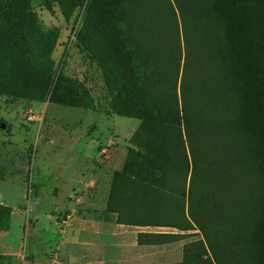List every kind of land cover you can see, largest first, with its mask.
<instances>
[{"label": "rangeland", "instance_id": "1", "mask_svg": "<svg viewBox=\"0 0 264 264\" xmlns=\"http://www.w3.org/2000/svg\"><path fill=\"white\" fill-rule=\"evenodd\" d=\"M137 1L132 6L136 29L143 27L146 12L153 13L151 23L164 35L163 40L157 41L159 63L171 50L179 52L178 104L190 110L199 135L194 138L200 146V156L196 157L198 177L192 192L205 195L217 208L206 221V230L210 231L205 238L207 256L213 264L215 255L224 257V264H247L246 260L248 264H264L262 251L257 248L256 257L254 251L244 246L245 237L252 232L251 223L245 220L253 202L247 167H260L264 158L262 136L255 127L253 104L249 101L257 75L250 64L246 69L237 68L227 54L209 56L207 67L205 31L187 14L186 37L196 47L185 45L173 0V17L163 0ZM89 3L90 0H31V10L41 28H57L58 37L50 54V81L42 99L32 98L35 87L28 83L35 81L33 77L28 83L22 79L8 81L3 86L6 92L0 91V264H65V257L77 259L87 249L96 251L99 246L108 247L113 253L114 261L109 264H119L116 258L121 255L133 257L132 264L167 263L179 260L183 242L204 240L194 223L189 235L181 240L151 247L135 246L138 230L174 229L117 225L113 221L115 213L107 209L113 173L121 169L127 149L135 148L131 134L138 120L112 112L97 58L91 54V49L98 48L97 42L88 36L102 34L96 32L92 21L99 13V3ZM104 6L103 11L108 10ZM233 10L234 23L239 26L238 40L249 50L251 40L244 26L253 19L254 12ZM209 27L215 33L223 24L214 20ZM24 36L36 54V37L28 33ZM141 59L140 55L135 57L136 62ZM42 64L44 61L40 60L38 66ZM60 79H67L81 96L80 106L51 101L50 93L61 83ZM146 82L152 95L162 93L163 87L151 71ZM105 109L110 112L106 114ZM208 141L211 144L205 145ZM211 150L215 157L209 160ZM37 195L42 198L32 211L30 206ZM254 195L259 202L261 187ZM243 220L245 226L241 231ZM230 223L239 231L231 230ZM239 232L240 243L231 244L230 239ZM217 244L222 249H216Z\"/></svg>", "mask_w": 264, "mask_h": 264}, {"label": "trees", "instance_id": "2", "mask_svg": "<svg viewBox=\"0 0 264 264\" xmlns=\"http://www.w3.org/2000/svg\"><path fill=\"white\" fill-rule=\"evenodd\" d=\"M163 1L173 17L170 0ZM103 2L90 0L93 5L99 3V13L92 17V21L96 32L99 30L102 33L88 35L97 42L99 48L91 49V54L97 58L112 112L139 120L131 134L135 148L127 149L121 169L113 173L107 209L115 213L118 223L174 229L170 232H138L137 241L144 244L156 245L181 240L189 235L192 224H197L204 240L183 242L180 259L162 264H213L205 249V238L210 235V231L206 230V221L213 217L217 208L205 195L202 197L192 192L198 177L196 157L200 156V146L194 143V138L199 135L190 117V110L178 104L176 76L179 52L177 49L171 50L159 63L156 57L157 41L160 38L163 40L164 35L159 34L157 26L151 23V15L155 16L153 13L146 12L142 19L143 27L136 29L132 6L139 1ZM30 3L31 0H0V91L6 92L3 86L8 81L22 79L28 83L29 78L33 77L35 81L28 83L35 87L32 98L40 100L49 85L52 67L50 54L57 41L58 29H42ZM173 3L182 24L185 45L196 47L195 44H189L186 37L187 14L201 26L202 32L205 31L207 67H210L208 57L213 54L231 56L235 66L240 69L251 65L257 77L252 81L253 91L249 101L253 104V119L262 136L260 145L264 150V0H173ZM104 5H107L108 10L103 11ZM233 9L254 12L253 19L244 26L245 34L251 40V50L249 44L248 50L238 40L240 32L237 22L234 23ZM214 20L220 21L223 28L212 33L209 24ZM27 33L36 37V54L24 40ZM137 55L142 56L138 62L135 61ZM40 60L44 64L39 67ZM150 71L159 86L163 87L159 95H152L148 91L146 81ZM59 81L61 83L50 93L51 101L80 106L81 96L73 90L69 81ZM81 90L87 95L84 88ZM104 112L108 114L110 111L105 109ZM214 157L211 150L209 160ZM247 169L253 202L252 207L249 206L250 209L246 211L248 215L245 220L251 223L252 232L245 237L244 246L254 251L257 257V248L264 253V158L260 167L251 165ZM260 187L262 198L258 202L254 191ZM64 213L67 214V211ZM226 213V208L222 209L224 217ZM234 225L229 224L231 230L236 229ZM244 226L243 220L241 231H244ZM230 243H240V232L230 239ZM222 247L217 244L216 249ZM213 258L215 264H224V257L215 255ZM246 263L249 261L246 260Z\"/></svg>", "mask_w": 264, "mask_h": 264}, {"label": "crops", "instance_id": "3", "mask_svg": "<svg viewBox=\"0 0 264 264\" xmlns=\"http://www.w3.org/2000/svg\"><path fill=\"white\" fill-rule=\"evenodd\" d=\"M138 123H139V120H138ZM138 123H137V125H138ZM137 125L136 126L133 125V127H132V133L135 130V128L137 127ZM110 213H113V212H110ZM113 221L115 223H117V225L139 226V225H130V224L118 223L116 221L115 214H114V217H113ZM139 227H143V226H139ZM101 232H103V231L101 230ZM138 232H146V231L138 230V231L135 232L134 242H133V244L135 246H139V247H146V246L147 247H151V246L154 245V244H144V243L138 242L137 241V233ZM147 232H150V231H147ZM103 234H105V233L103 232ZM109 234L110 233H107V235H109ZM85 252H86V254H82L81 257L76 256L77 259L75 257H71V256H69V257H65L64 256L65 257V261H66L64 263L65 264H89V263L94 262L95 264H109V263H112L114 261V259H113V253L108 250V247L101 248L99 246V247H96V251H93L92 249L91 250L87 249V251H85ZM133 260H134L133 257L123 256V255H121L120 257H117L116 258V261L119 264H132L131 262ZM176 261H178V260H176ZM56 263H58V262H56ZM153 264H162V262H160V263L159 262L158 263H153Z\"/></svg>", "mask_w": 264, "mask_h": 264}, {"label": "water", "instance_id": "4", "mask_svg": "<svg viewBox=\"0 0 264 264\" xmlns=\"http://www.w3.org/2000/svg\"><path fill=\"white\" fill-rule=\"evenodd\" d=\"M40 201H41V195H37V196L35 197V200L31 203V206H30V208H31L32 211L36 209V204H37L38 202H40ZM30 212H31V211H30Z\"/></svg>", "mask_w": 264, "mask_h": 264}, {"label": "built area", "instance_id": "5", "mask_svg": "<svg viewBox=\"0 0 264 264\" xmlns=\"http://www.w3.org/2000/svg\"><path fill=\"white\" fill-rule=\"evenodd\" d=\"M53 264H57L56 262H54Z\"/></svg>", "mask_w": 264, "mask_h": 264}]
</instances>
